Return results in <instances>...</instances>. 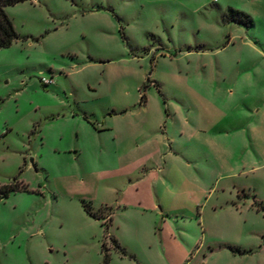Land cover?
Instances as JSON below:
<instances>
[{"label": "rangeland", "instance_id": "374dc122", "mask_svg": "<svg viewBox=\"0 0 264 264\" xmlns=\"http://www.w3.org/2000/svg\"><path fill=\"white\" fill-rule=\"evenodd\" d=\"M229 7L253 24L225 21ZM6 10L21 38L0 48V184L18 177L27 189L0 199V264H100L104 226L83 203L118 198L123 174L142 162L123 157L137 137L174 136L214 187L217 153L202 137L248 136L261 120L264 0H26ZM231 167L241 172L191 203V219L157 224L162 264L181 258L170 239L187 242L181 232L191 236L183 264H264L262 138ZM127 252L110 249V264L161 263Z\"/></svg>", "mask_w": 264, "mask_h": 264}, {"label": "crops", "instance_id": "0c3cea01", "mask_svg": "<svg viewBox=\"0 0 264 264\" xmlns=\"http://www.w3.org/2000/svg\"><path fill=\"white\" fill-rule=\"evenodd\" d=\"M258 112L261 114V120L250 128L248 136L245 131H236L231 134L202 137L205 144H209L217 153L221 172L215 180L214 187L207 185L196 172L191 170V156L174 149L173 144L176 143L174 136L168 133L165 138L152 137L148 134L137 137L134 145L123 157L137 154L142 162L138 168L129 169L123 174L128 177V182L119 191L118 198L102 206L107 207L103 213L102 225L105 222L109 223L108 235L117 239L122 247L136 255L139 251L140 253L153 251L152 253L161 261V263L157 261L156 264H162L164 261L162 251L167 248L163 232L158 236L155 231L157 224H162L161 227L166 228L168 220L165 216L170 215H181L191 219V203L200 206L207 195L211 199L219 188L222 191L226 190L227 185L221 186V182L237 176L241 170L232 167L226 170L225 165L232 166L237 151L247 147V143L257 142L259 137L264 141V107L262 109L260 107ZM192 131L193 135L201 132L200 129L195 128H192ZM181 132L191 136V128H182ZM257 133H260V136ZM159 140L161 146L165 145L166 141L170 143L172 150L161 152V147H154ZM148 147L150 149L153 147L155 151L149 153L146 150ZM244 165L243 168H246L248 164ZM244 171L252 172V168L242 170ZM150 224L152 225L149 232L152 233L154 227L153 236L147 232L146 225ZM180 234L188 238V241L184 242L183 238L179 239L176 234H170V239L174 240L173 245L181 255L175 264H183V261H187L191 255V236L184 232ZM106 242L108 244V240ZM109 248L119 251L112 242ZM145 254L143 253V257ZM140 260V264H148L147 258ZM172 263L165 262V264Z\"/></svg>", "mask_w": 264, "mask_h": 264}, {"label": "trees", "instance_id": "16d2710c", "mask_svg": "<svg viewBox=\"0 0 264 264\" xmlns=\"http://www.w3.org/2000/svg\"><path fill=\"white\" fill-rule=\"evenodd\" d=\"M26 0H0V48L9 47L12 45V43L18 39L21 38L20 34L18 33L13 20L9 16L6 7L10 5H15L19 2H23ZM223 19L225 21L230 22H237L240 24H244L246 26L253 24V18L251 15L247 14L244 11L237 10L235 8L229 7L223 14ZM145 96L143 95L142 98ZM27 186L26 184L20 180L18 177H15L13 181L0 184V199H4L9 197L11 193H14L19 190H26ZM83 206L85 208V211L92 217L97 219H102L104 211H106L107 207H101L97 210H94L93 206L88 203L84 202ZM104 226V241L102 243L101 251L103 253L102 262L100 264H110L111 262V254H110V248L107 244V238L111 240L113 243V246L117 249H119L124 255H129L127 250L122 247L117 239H115L112 236L108 235V227L109 223L105 222L103 223Z\"/></svg>", "mask_w": 264, "mask_h": 264}, {"label": "built area", "instance_id": "2783aa9c", "mask_svg": "<svg viewBox=\"0 0 264 264\" xmlns=\"http://www.w3.org/2000/svg\"><path fill=\"white\" fill-rule=\"evenodd\" d=\"M45 81V83H50V82H52V80H44Z\"/></svg>", "mask_w": 264, "mask_h": 264}]
</instances>
